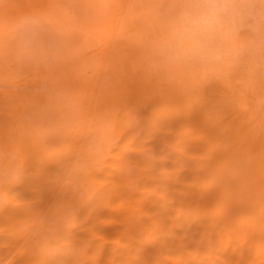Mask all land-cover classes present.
I'll return each mask as SVG.
<instances>
[{
	"label": "bare ground",
	"instance_id": "bare-ground-1",
	"mask_svg": "<svg viewBox=\"0 0 264 264\" xmlns=\"http://www.w3.org/2000/svg\"><path fill=\"white\" fill-rule=\"evenodd\" d=\"M172 0H0V264H264V74L156 56Z\"/></svg>",
	"mask_w": 264,
	"mask_h": 264
},
{
	"label": "clouds",
	"instance_id": "clouds-1",
	"mask_svg": "<svg viewBox=\"0 0 264 264\" xmlns=\"http://www.w3.org/2000/svg\"><path fill=\"white\" fill-rule=\"evenodd\" d=\"M5 33L22 60L44 66L63 55L43 12L0 17V37ZM153 46L159 59L188 74H264V0H172Z\"/></svg>",
	"mask_w": 264,
	"mask_h": 264
}]
</instances>
